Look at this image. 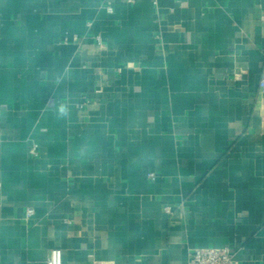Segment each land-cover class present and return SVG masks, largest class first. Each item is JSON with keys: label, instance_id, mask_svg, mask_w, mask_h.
Returning a JSON list of instances; mask_svg holds the SVG:
<instances>
[{"label": "crops", "instance_id": "obj_1", "mask_svg": "<svg viewBox=\"0 0 264 264\" xmlns=\"http://www.w3.org/2000/svg\"><path fill=\"white\" fill-rule=\"evenodd\" d=\"M263 70L264 0H0V264H264Z\"/></svg>", "mask_w": 264, "mask_h": 264}, {"label": "built area", "instance_id": "obj_2", "mask_svg": "<svg viewBox=\"0 0 264 264\" xmlns=\"http://www.w3.org/2000/svg\"><path fill=\"white\" fill-rule=\"evenodd\" d=\"M260 91L264 94V70L260 79ZM36 153V148L33 150ZM150 178H155V173L149 174ZM34 213L28 211V216ZM46 264H63V252L61 249L54 248L50 251ZM188 264H240L237 253L230 247L216 248H196L189 254Z\"/></svg>", "mask_w": 264, "mask_h": 264}]
</instances>
